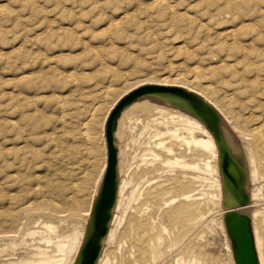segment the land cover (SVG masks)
<instances>
[{"label": "rangeland", "instance_id": "rangeland-1", "mask_svg": "<svg viewBox=\"0 0 264 264\" xmlns=\"http://www.w3.org/2000/svg\"><path fill=\"white\" fill-rule=\"evenodd\" d=\"M263 49L264 0H0V220L10 224L13 216L7 213L23 210L18 220L20 228L8 233L10 240L0 232V264H21L50 256L51 261L53 258L57 261L62 257L59 244L74 232L85 231L89 218L83 212V217L79 213L74 216L68 203L75 199L83 203L81 211L89 209L91 203L93 208L105 172L102 171L105 152L107 160L105 115L126 83L131 85L155 77L187 79L199 81L213 95L238 92L232 73L264 68ZM244 57L249 61L246 59L245 63ZM251 74L247 76L251 78ZM156 106L165 107L149 99L138 101L120 126L116 139L123 192L114 215L115 236L106 238L101 257L109 259V264H131L129 237L136 238L137 234L140 237L142 232H132L129 221L137 220L136 216L144 212L143 217L156 221L157 224L153 223L156 231H165L167 242L177 236L186 242L169 249L164 263L174 260L187 246L201 250L200 258L205 264H230L229 238L222 228L225 211L218 204V175L202 173L207 160L213 165L215 160L211 154L192 147L173 150L169 155L186 164L201 166L198 170L172 169L166 165V160L173 156H168L167 150H156L152 140L148 142L149 134L156 129L164 135L162 141L172 147L171 138L165 136L168 118L156 113L153 108ZM258 111L260 115L262 110ZM154 118L161 125L155 126ZM150 149L157 154L156 158L148 156ZM4 162L12 165H8L12 170ZM258 167L254 164L252 168L258 171ZM258 174L250 178L249 188L251 194L258 195L254 204L255 228L264 252V179ZM178 177L199 178L194 185L167 190L171 187L170 180ZM161 186L162 199L174 198L172 207L150 195ZM181 192H190L193 198L189 202L183 197L179 200ZM180 203L201 211L202 218L194 221L195 228L191 226L186 231L174 228L168 211ZM30 232L38 233L30 237ZM68 258L70 262L74 255L71 253Z\"/></svg>", "mask_w": 264, "mask_h": 264}, {"label": "bare ground", "instance_id": "bare-ground-1", "mask_svg": "<svg viewBox=\"0 0 264 264\" xmlns=\"http://www.w3.org/2000/svg\"><path fill=\"white\" fill-rule=\"evenodd\" d=\"M233 1V0H232ZM156 2V1H155ZM226 2V0H225ZM227 3H229V1H227ZM232 3V2H230ZM214 4V3H213ZM236 4V3H235ZM249 4V3H248ZM229 5V4H228ZM233 5V3H232ZM227 6V5H226ZM230 6V5H229ZM134 7V6H133ZM212 7V6H211ZM217 7V6H216ZM225 7V6H224ZM228 7V6H227ZM225 7V8H227ZM224 8V9H225ZM237 8V6H236ZM241 8V7H240ZM245 8V6H244ZM218 9V8H216ZM228 9V8H227ZM231 9V7H230ZM235 9V8H234ZM172 10V9H171ZM189 10V9H188ZM220 10V9H219ZM226 10V9H225ZM233 10V9H231ZM240 11V9H238ZM230 10H228L227 12H229ZM234 11V10H233ZM246 11V9H245ZM216 12V11H215ZM220 12V11H219ZM224 12V11H221ZM226 12V11H225ZM171 13V12H170ZM190 13V12H189ZM218 13V11L216 13H214L215 15ZM233 15V12H231ZM240 13V12H239ZM258 13V12H257ZM208 14V13H207ZM213 14V15H214ZM220 14V13H219ZM222 14V13H221ZM225 14V13H224ZM227 14V13H226ZM246 14V13H245ZM243 14V15H245ZM248 14V13H247ZM171 15H173L171 13ZM212 15V16H213ZM214 15V16H215ZM231 15V16H232ZM241 15V14H240ZM217 16V15H216ZM219 16V15H218ZM222 16V15H221ZM248 16V15H247ZM225 17V16H224ZM235 17V16H234ZM246 17V16H244ZM124 18V17H123ZM210 18V17H209ZM213 18V17H212ZM216 18V17H215ZM218 18V17H217ZM220 18V17H219ZM251 18V17H250ZM236 19V18H235ZM247 19V18H246ZM249 19V18H248ZM217 20V19H216ZM232 20V19H231ZM230 20V21H231ZM234 20V19H233ZM250 20V19H249ZM188 21V20H187ZM212 21H215L212 19ZM211 21V22H212ZM117 22V21H116ZM210 22V21H209ZM216 22V21H215ZM237 22V20H236ZM223 23V22H222ZM216 24V23H215ZM224 24V23H223ZM230 24V23H229ZM218 26V25H217ZM234 26V25H233ZM220 27V26H219ZM243 27V26H242ZM236 30V29H235ZM252 32V31H251ZM254 32V31H253ZM247 35V34H246ZM261 36V35H260ZM239 37V36H238ZM248 37V36H246ZM245 37V38H246ZM262 37V36H261ZM219 38V37H218ZM244 38V39H245ZM233 39V38H232ZM240 39V38H239ZM259 39V38H258ZM256 40V38L254 39ZM252 40V41H254ZM211 41V40H210ZM209 42V41H208ZM213 43V42H212ZM232 43V42H231ZM252 43V42H251ZM246 44V43H245ZM215 46V45H214ZM251 46V45H250ZM206 47V46H205ZM204 47V48H205ZM244 47V46H243ZM203 48V49H204ZM202 49V50H203ZM206 50V48H205ZM264 50V49H263ZM210 52V51H209ZM261 52V51H260ZM208 53V52H207ZM264 53V52H263ZM251 54V53H250ZM248 55V54H247ZM245 55L246 57H249ZM253 55V53H252ZM260 56V55H259ZM264 56V55H263ZM245 58V63H246V59L247 61L248 58ZM251 57V56H250ZM249 57V58H250ZM254 57V56H252ZM261 58V57H260ZM211 59V58H210ZM257 59V56L256 58ZM209 60V59H208ZM254 61V60H252ZM258 61V60H256ZM264 61V60H263ZM261 62V59H260ZM259 62V63H260ZM258 65V64H257ZM261 65V64H260ZM251 66V65H250ZM253 66V65H252ZM249 67V66H248ZM256 67V66H255ZM247 68V67H246ZM250 68V67H249ZM248 68V70H249ZM252 68V67H251ZM230 71V70H229ZM222 73V72H221ZM252 73V74H251ZM247 74H251V78H249L247 76ZM221 75V74H220ZM233 76L231 77H235L236 79V84L239 86V90L236 91H232L231 92L227 91L226 94H222L223 92L221 91L220 93L222 94L221 96H217L216 94L213 95L211 94V90L208 91V88L206 86H202V84H200L199 81L193 80V81H189L187 79H183V80H167V79H158V78H153V79H141L140 81H137L135 83H132L131 85H129L128 83H126V85L128 84V86L124 85V91L121 92L115 100H113V102L111 103L110 107L108 108V111L105 115V122L108 119V115L114 110V108L117 106V104L123 100L125 97L129 96L130 94H132L133 92H135L136 90H139L141 88H146V87H157V88H174V89H179V90H184L187 93H191L194 94L200 98H202L205 103H207L209 106H211L219 115L220 118V132L222 135V139L223 142L225 143V145L229 148V152L232 156V158L236 161V163L239 166V169L241 171V173L243 172L245 174V181L242 184V188H243V194L245 195V197L247 198L246 202H242V204L239 207H235V201H234V196L231 192V186L228 185L222 174L221 171V155H220V148L219 145L217 143V140L215 138V135L207 128V125L205 124V122H203L200 118H198L197 116H194L191 112H189L187 109L184 108L183 103H181L180 101L174 99L173 97L169 98L168 96H161V92H156L150 95H146L142 98H140L138 101L144 100V99H149L152 100L153 102H157L159 104L164 105L165 107L168 108H172V110L170 111H166L165 107H153L156 111V113L160 114V115H165L167 116V121L165 122L166 124H164V126L167 125V135L171 138L172 141V147H168L167 144L165 142L162 141V137H164L163 134H161L160 132H158L156 129L152 130L153 134H149V139L148 142L150 140H152V142H154L153 144H155L154 148L156 150H167L168 152V156L172 155L169 153L174 152L173 150L176 149H182L183 148H189L191 149L192 147L199 149L201 153H209L211 154V156L213 157V159L215 160V164H211L209 161L207 160V162L205 163V161L203 163H205V168L203 170L202 173L206 172L207 175H214L217 174L218 179H217V186L219 187L218 190H220V196L217 198L218 199V204L224 209V213H223V218H224V224H223V229L226 230L225 228V215L229 212L228 209H234L237 210L245 215H247L252 222V228H253V233H254V238H255V245H256V250H257V254L259 257V262L260 264H264V252H263V247H262V241L261 238L259 237L258 231L255 228V219L257 218V213L256 210H254V204L255 202H257V194H251L250 193V188H249V184H250V178H255L257 176V174L259 176H261L264 179V68H259V69H254L251 72H239V71H235L232 73ZM215 79V78H214ZM213 79V80H214ZM226 79V78H225ZM234 79V80H235ZM202 81V80H201ZM217 82V81H216ZM203 83V82H202ZM231 83V82H230ZM233 84V81H232ZM229 85V84H228ZM256 85V87H255ZM213 86V85H212ZM209 87V86H208ZM224 87V86H223ZM227 87V86H226ZM229 87V86H228ZM232 87V86H231ZM234 87V85H233ZM257 88L255 90V88ZM225 88V87H224ZM230 89V88H229ZM236 90V89H235ZM219 92V91H218ZM217 92V94H218ZM111 94V92H110ZM238 94L240 96H238ZM113 95V94H111ZM246 97H245V96ZM109 96V94H108ZM116 96V95H115ZM244 96V99H240V97ZM138 101H136L135 103H137ZM131 104L130 106H128L123 112L122 115L118 121V128L117 131L115 132V143L116 146L118 148V142H117V136L119 133V129L121 124L123 123L124 117L127 114V112L129 110H131L134 106V104ZM107 105V104H106ZM109 105V104H108ZM133 105V106H132ZM106 108V107H105ZM106 110V109H105ZM258 110H262L261 114L258 115L257 111ZM144 111H147V109H145ZM105 112V111H104ZM259 112V111H258ZM169 116V117H168ZM160 117V116H159ZM141 121L140 119H138V122ZM154 122V125H161V123L157 122V118H154L152 120ZM140 123V122H139ZM202 136V137H200ZM148 137V136H147ZM150 142V143H152ZM107 143V142H106ZM149 143H147L148 145ZM107 145V144H106ZM152 145V144H151ZM146 147V146H145ZM174 147H178L175 148ZM153 148V147H152ZM119 150V149H118ZM187 150V149H186ZM12 152V150H10ZM15 151V150H14ZM190 151V150H188ZM18 152V151H17ZM16 152V153H17ZM20 152V151H19ZM187 152V151H186ZM185 152V153H186ZM10 153V152H9ZM25 154V152H23ZM204 153V154H205ZM8 154V153H7ZM21 154V153H20ZM28 154V153H27ZM35 154V153H34ZM176 154V153H175ZM3 155V154H2ZM5 155V154H4ZM9 155V154H8ZM13 155H15V152H13ZM12 155V156H13ZM136 155V154H135ZM145 155V154H144ZM154 156L156 158L157 154L155 152H153L151 149L149 151L148 156ZM10 156V155H9ZM17 156V154H16ZM14 156V157H16ZM19 156V154H18ZM22 156V155H21ZM20 156V157H21ZM173 156V155H172ZM201 156V155H200ZM208 156V155H207ZM8 157V156H7ZM35 157V156H33ZM1 158V157H0ZM6 158V156H5ZM9 158V157H8ZM13 158V157H12ZM10 158V159H12ZM18 158V157H17ZM16 158V159H17ZM179 158V157H178ZM178 158H170L166 160V165L170 166L172 169L173 168H180V169H195L198 170V167L201 166H196L194 165H189L186 164L185 162H183L182 160L178 159ZM2 159V158H1ZM0 159V160H1ZM7 159V158H6ZM5 159V160H6ZM8 159V160H10ZM14 159V158H13ZM21 159V158H20ZM23 159V158H22ZM143 159V158H142ZM158 159V158H157ZM206 159V157H205ZM208 159H212V158H208ZM4 160V161H5ZM19 160V159H18ZM24 160V159H23ZM104 164H103V168L102 171L104 172L106 170V164H107V160H106V152H105V156H104ZM145 160V158H144ZM161 160V159H160ZM7 162V160H6ZM6 162H4L3 164H5ZM11 161H9L10 163ZM27 162V161H25ZM118 162H119V153H118ZM143 162V161H142ZM212 162V161H211ZM7 164V163H6ZM11 164V163H10ZM13 164V163H12ZM23 164V162L21 163ZM27 164V163H26ZM143 164V163H142ZM146 164V163H145ZM153 164V163H152ZM254 164H258V171L260 169V171L258 172L257 170H254L252 167H254ZM9 164H7L8 166ZM16 165V164H15ZM24 165V164H23ZM22 165V168H23ZM119 165V163H118ZM248 165L252 166L250 167V172L248 171ZM3 166V165H2ZM12 166V165H9ZM8 166V167H9ZM203 166V165H202ZM203 166V167H204ZM6 167V166H5ZM7 167V168H8ZM14 167V165H13ZM19 167V166H18ZM17 167V169H18ZM10 168V167H9ZM251 168L253 169L251 171ZM12 170V168H10ZM35 169V168H34ZM201 169V168H200ZM16 171V170H15ZM34 171V170H33ZM32 171V172H33ZM202 171V170H201ZM31 172V173H32ZM117 172H118V194H117V200L115 203V206L112 209V217L111 220L109 222L108 225V232L107 235L102 239V243H101V253L99 255V258L96 262V264H109V259H105V257H101L103 248H104V244H105V240L106 238H112V236L114 235V229H113V222L115 219V212L117 211V208H119V202H120V198H121V194L123 192V181L120 179V175H119V171L117 168ZM168 172V171H167ZM187 172V171H186ZM198 172V171H197ZM16 173V172H15ZM14 173V174H15ZM6 174V173H5ZM18 174V172H17ZM105 174V172H104ZM179 174V173H177ZM180 175V174H179ZM5 176V175H4ZM35 176V175H34ZM7 177V174H6ZM24 177V176H23ZM215 177V176H214ZM8 178V177H7ZM18 178V177H17ZM16 178V179H17ZM29 178V177H28ZM27 178V179H28ZM33 178V177H31ZM35 178V177H34ZM39 178V177H38ZM172 178V177H171ZM196 178V177H195ZM194 178V180H195ZM199 178V177H198ZM198 178L196 180H198ZM40 179V178H39ZM213 179V178H212ZM6 181V179H4ZM36 181V179H33ZM170 180V179H169ZM194 180L191 178H187V177H178L175 178L174 180H170L172 181L171 184H169L171 187L167 186L166 184V188L167 190H177L179 188H183L184 185H192L194 183ZM195 180V181H196ZM253 181V179H251ZM9 181V179L7 180ZM12 181V180H11ZM27 181V180H26ZM25 181V182H26ZM39 181V180H38ZM103 181V180H102ZM215 181V180H214ZM264 181V180H263ZM14 182V179H13ZM22 182V183H25ZM255 182V181H254ZM261 182V181H259ZM18 183H20V181L18 180ZM29 183V182H28ZM150 183V182H149ZM165 183V182H164ZM15 184V183H14ZM27 184V182L25 183V185ZM30 184V183H29ZM32 184V183H31ZM38 184V183H37ZM196 184V183H194ZM193 184V185H194ZM253 184V183H252ZM264 184V183H263ZM3 185V183H2ZM8 186V185H7ZM10 186V185H9ZM15 186V185H14ZM18 186V184H17ZM33 186V184H32ZM37 186V185H36ZM41 186V185H39ZM102 186V184H101ZM26 187V186H24ZM137 187V186H136ZM139 187V186H138ZM141 187V186H140ZM162 187V186H161ZM156 187L154 188V191L150 194L152 195V198L155 200H159L161 201L162 193H163V187ZM187 187V186H186ZM217 187V188H218ZM82 187H76V189L78 191L82 190ZM144 188V187H143ZM223 188V190H222ZM255 188V187H254ZM3 189V187L1 188ZM21 189V188H20ZM31 189V188H30ZM36 189V188H35ZM125 189V188H124ZM256 189V188H255ZM26 190V189H25ZM28 190V189H27ZM34 190V189H33ZM40 190V189H39ZM101 190V189H100ZM135 191V190H134ZM133 191V192H134ZM182 191V190H180ZM261 191V189L259 190ZM22 192V191H21ZM136 192V191H135ZM171 192V191H170ZM174 192V191H173ZM183 192V191H182ZM181 192V194H182ZM256 192H258L256 190ZM35 193V192H34ZM165 193V192H164ZM172 193V192H171ZM193 193V192H192ZM195 193V192H194ZM261 194V192H259ZM258 193V194H259ZM20 194V193H19ZM37 194V193H36ZM100 194V192H99ZM170 194V193H169ZM189 193H183L182 196L179 198V200H183L184 198L186 200L193 198V195H189ZM259 194V195H260ZM135 195V194H132ZM148 195V194H147ZM166 195V194H165ZM14 196V195H13ZM99 196V195H98ZM131 196V195H130ZM196 197V195H194ZM39 197V194L37 195V198ZM92 197V196H91ZM166 197V196H165ZM183 197V199H181ZM264 197V196H263ZM9 198V197H7ZM11 198V197H10ZM9 198V199H10ZM13 198V197H12ZM20 198V197H19ZM67 198V197H66ZM98 198V197H97ZM151 198V197H150ZM262 198V197H261ZM15 199V198H14ZM13 199V200H14ZM18 199V197H17ZM141 199V198H140ZM167 199V198H166ZM172 200H165L162 199L163 203L165 206H171V204H174V198H171ZM175 199H178L175 197ZM184 199V200H185ZM197 199V198H195ZM1 200V199H0ZM19 203L20 202V199ZM17 200V202H18ZM47 200V199H46ZM97 200V199H96ZM96 200L94 202L93 208H92V203L90 204L91 207H88L89 209H87L86 211H81V204H83L82 202L72 199V201H70L71 203H68L70 205V211L74 214V216H78L79 214H81L83 212V214L85 213V216L88 217L89 219L87 220V224H86V229L84 232H74L72 235H70L69 237L65 238L66 241L63 242V244H59V253L62 254L61 259L55 261V258H53V261H51V256L48 258H41V260L38 261H30V262H21V264H81L82 261V256H81V252L84 248V245L87 241V236H88V232L90 230V223H91V219H92V214H93V209L96 203ZM129 200V199H128ZM154 200V201H155ZM198 200V199H197ZM262 200H264L262 198ZM4 201V199L2 200ZM9 202V200H6ZM11 201V200H10ZM16 201V199H15ZM14 201V202H15ZM132 201V200H131ZM159 201V203H160ZM161 201V203H162ZM194 201V200H192ZM196 201V200H195ZM261 201V199H260ZM1 202V201H0ZM16 202V204H17ZM69 202V201H68ZM130 202V201H129ZM182 202V201H181ZM187 202V201H185ZM189 202V200H188ZM197 202V201H196ZM259 202V201H258ZM160 203V204H161ZM193 203V202H191ZM11 204V203H10ZM46 204V203H45ZM67 204V202H66ZM172 204V205H173ZM186 204V203H185ZM184 203H180V205L174 207L173 209L171 208V210L168 211V215H169V219L172 222L174 228L176 227V229L181 230V231H186L189 227L194 225V221H197L198 219L202 218V214L200 215L198 209V207H193V208H189L187 207V205H185ZM9 205V204H8ZM14 205V204H13ZM18 205V204H17ZM157 205V204H156ZM189 205V203H188ZM197 205V203H196ZM19 206V205H18ZM36 206V205H35ZM40 206V205H39ZM160 206V205H159ZM193 206V204H192ZM1 207V206H0ZM8 207V206H7ZM12 207V206H11ZM43 207V206H42ZM45 207V206H44ZM56 207V205H55ZM13 209L15 207H12ZM24 208V207H23ZM38 208V207H37ZM40 208V207H39ZM38 208V209H39ZM163 208V207H162ZM166 208V207H165ZM236 208V209H235ZM1 209V208H0ZM4 209V208H3ZM7 209V208H6ZM5 209V210H6ZM11 209V208H10ZM9 209V210H10ZM19 210H15L13 211V214L11 212L7 213L9 215H12L13 218L10 220V224L9 221L4 222L0 220V232H2L1 234H4L7 239H11V236H8V233H12L14 232V230H16V228L18 227V220L19 218H21V216H23V210L21 211V208H19ZM46 209V208H45ZM48 209V208H47ZM55 209V208H54ZM138 209H142L141 207ZM161 209V208H160ZM26 210V208H25ZM58 210V207L57 209ZM162 210V209H161ZM44 211V210H43ZM47 211V210H46ZM49 211V210H48ZM138 211V210H137ZM141 211V210H140ZM143 211V210H142ZM1 212V211H0ZM3 212V211H2ZM28 212V211H27ZM30 212V211H29ZM54 212V210H53ZM58 213V211H55ZM139 212V211H138ZM11 213V214H10ZM62 213V212H60ZM58 213V214H60ZM79 213V214H78ZM137 213V212H136ZM76 214V215H75ZM143 215L138 214L136 217L137 220L133 219L130 222V227L129 229H132V232L135 231V233L140 230L142 232V235H140V237L136 238H130V247L132 248V252L130 251V257L128 255V258L130 260H132L131 264H205L204 260H202L201 257V250L196 251L193 250L190 247H187L184 250H181L180 254H178V256L172 260L171 262H166L164 263V261L166 260V258L169 256L168 252L169 249L171 248H177L178 246H180L183 242L182 239L177 236L176 239L171 240L169 242H167L166 240L168 239V237H166L167 239H165L164 236V232L162 231L161 227V231H156L153 227V223H156V221H152V219H150L148 216L147 217H143L144 216V212L142 213ZM146 214V213H145ZM82 215V214H81ZM136 215V214H135ZM140 215V216H139ZM61 216V215H60ZM64 216V215H63ZM146 216V215H145ZM83 217V215H82ZM7 219L9 218V216L6 217ZM3 220V219H2ZM6 220V219H5ZM21 220V219H20ZM118 220V219H117ZM22 221V220H21ZM24 221V220H23ZM152 221V222H150ZM263 221V220H262ZM162 222V221H161ZM212 222V221H211ZM202 223V222H201ZM157 224V223H156ZM9 225V227H8ZM128 225V226H129ZM161 225V223H160ZM196 225V223H195ZM194 225V226H195ZM44 226V225H43ZM193 226V228H195ZM20 228V227H18ZM47 228V227H46ZM50 229H53L52 227H49ZM119 228V227H117ZM3 229V230H2ZM8 229V230H7ZM128 229V230H129ZM11 230V231H10ZM165 230V229H164ZM50 231V230H48ZM53 232V230H51ZM50 231V232H51ZM130 231V230H129ZM180 231V233H182ZM176 232V230L174 231ZM227 232V231H226ZM31 233V232H30ZM38 233V232H37ZM36 232H33L30 234V237L35 234H37ZM130 233V232H129ZM154 233V234H153ZM168 233V232H166ZM178 233V232H177ZM176 233V234H177ZM178 233V234H180ZM185 233V232H184ZM28 234V233H26ZM134 234V233H133ZM132 234V235H133ZM186 234V233H185ZM29 235V234H28ZM172 235V234H171ZM13 236V235H12ZM115 236V235H114ZM128 236V234H127ZM135 236V235H133ZM167 236V235H166ZM169 236V235H168ZM181 236V234H180ZM187 237V235H186ZM36 238V237H35ZM138 238V239H137ZM170 238V237H169ZM182 238H185L182 237ZM9 239V240H10ZM22 239V238H21ZM28 239V238H27ZM114 239V238H113ZM127 239V238H126ZM59 240V239H58ZM111 240V239H110ZM199 240V239H198ZM127 241V240H126ZM186 241V240H185ZM25 242V241H24ZM33 242V241H32ZM28 243V242H27ZM50 243V242H48ZM123 243V242H122ZM186 244V242H184ZM129 244V243H128ZM50 245V244H49ZM123 245V244H122ZM183 245V244H182ZM13 246V245H12ZM120 246V245H119ZM184 246V245H183ZM189 246V245H188ZM191 246V244H190ZM129 248V249H131ZM227 249L229 252V256H230V261H228L230 264H234V261L232 259V248H231V242L229 240L228 244H227ZM38 250V249H37ZM116 250V249H115ZM120 250V249H118ZM7 251V250H6ZM45 251V250H43ZM5 252V250H4ZM115 252V251H114ZM171 252V251H170ZM169 252V253H170ZM45 254V252H43ZM73 254L74 258L72 259V261H69V254ZM11 254V253H10ZM128 254V253H127ZM187 254V255H186ZM8 255V254H6ZM5 256V254H4ZM4 256H1L4 257ZM9 256V255H8ZM41 256V255H40ZM7 257V256H6ZM2 260V259H0ZM125 262V261H124ZM118 263V262H117ZM122 263V262H121ZM120 263V264H121ZM127 263V262H126ZM84 264V263H83ZM113 264V262H112ZM119 264V263H118ZM128 264V263H127Z\"/></svg>", "mask_w": 264, "mask_h": 264}, {"label": "water", "instance_id": "water-1", "mask_svg": "<svg viewBox=\"0 0 264 264\" xmlns=\"http://www.w3.org/2000/svg\"><path fill=\"white\" fill-rule=\"evenodd\" d=\"M156 92H161V96L173 97L180 101L183 103L185 109L205 122L207 128L215 135L219 145L221 171L227 181L226 183L231 186L235 207L237 208L242 202L247 201L242 188V184L245 181V174L243 172L241 173L238 164L229 152V148L223 142L220 132V118L217 112L205 103L202 98L187 93L184 90L157 87L141 88L121 100L106 121L107 166L103 176L100 194L93 209L87 241L81 252V264H96L102 249V239L107 235L108 225L112 217V209L117 200L119 150L115 143V132L118 128V121L122 112L128 106L140 98ZM228 210L229 212L225 215V228L231 242L235 264H260L251 219L237 210Z\"/></svg>", "mask_w": 264, "mask_h": 264}]
</instances>
